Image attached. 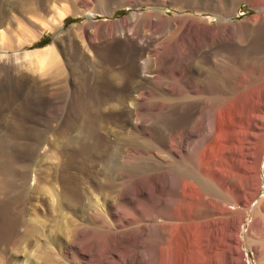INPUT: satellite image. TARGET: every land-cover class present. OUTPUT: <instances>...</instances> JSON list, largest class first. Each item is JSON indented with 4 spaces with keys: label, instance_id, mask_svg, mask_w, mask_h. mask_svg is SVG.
Returning a JSON list of instances; mask_svg holds the SVG:
<instances>
[{
    "label": "bare ground",
    "instance_id": "obj_1",
    "mask_svg": "<svg viewBox=\"0 0 264 264\" xmlns=\"http://www.w3.org/2000/svg\"><path fill=\"white\" fill-rule=\"evenodd\" d=\"M198 1L213 6V29L163 14L168 2L156 0L117 25L89 19L63 31L59 17L46 46L16 53L17 64L0 55V111L32 110L36 131L20 159L0 163V264H241L243 242L264 264V196L253 203L264 175V76L244 73L264 2L233 23L223 7L237 0ZM120 39L126 55L108 57ZM72 41L90 58L100 44V56L75 74L84 98L73 89V114L48 135L57 103L21 62L62 73ZM116 147L124 169L109 165Z\"/></svg>",
    "mask_w": 264,
    "mask_h": 264
},
{
    "label": "rangeland",
    "instance_id": "obj_2",
    "mask_svg": "<svg viewBox=\"0 0 264 264\" xmlns=\"http://www.w3.org/2000/svg\"><path fill=\"white\" fill-rule=\"evenodd\" d=\"M131 1L135 2L136 0H0V55L10 57V59H12V62L16 60L14 64H17L19 62L14 57L16 53L20 55L26 50H34L36 48H42L46 46L52 41L55 36L54 31L48 28L54 23L53 20L57 21L59 17H61L63 20L62 30L66 31L73 25L84 24V22L89 21V19L96 22L111 21L110 23H112V25H117L120 22L119 21L117 23L118 20H123V18H126L134 11L142 12L149 10V5L147 4V2L152 5L154 3V5H156L154 6V8L158 7L157 4H155L157 3L156 0H148L146 2L145 0H140L141 2H143H140L142 5L139 3L134 7L128 5V3ZM166 1L168 3L158 7L163 14L169 17H173L175 16V14H183L185 16L191 15L197 18L196 23H200V25H204L207 23L206 26H208L209 28L213 29L214 27H216V15H213L212 13L214 8L209 3L204 4V2H199L198 0H193L191 3H189L187 0H175L173 2H169L168 0ZM258 2H264V0H237L234 5L227 4V6L223 8H227L230 11L232 10V13L229 16H226L225 19H228L233 23H239L250 17L259 15L260 10L253 6ZM41 15H43L47 19H41L42 22L37 19L40 22L35 23L37 21L33 19L39 18L41 17ZM42 24L44 26H42ZM257 25L258 24H255L254 26L253 24V26L255 27V31L251 33L248 39L250 50L249 55H246V68L244 70V73L248 78L251 77L250 74L252 72H254L253 74L261 73L264 76L263 69L256 67L259 70L258 71L256 68L251 66V63H249V61L251 62L253 61L252 59L255 58L264 59V26L257 29ZM167 33L165 34V36L167 35ZM170 33H172V31H170ZM170 33H168V35ZM119 42L117 40L109 45V51H107L108 57L117 55L120 56V58H123L126 55L124 49H129L130 46L126 42H123L122 39H120ZM76 44L77 42L73 43L72 41L71 43H69L71 47L69 45L64 47L65 57L68 59H66L65 57L63 59L60 56L62 62L61 65H63L64 68L61 66V68L63 69L62 73H60V69L56 71L60 75H57L58 73L54 72L57 76L54 75L53 71H49L47 67H43L41 70H39L37 66L38 62H36V60L34 59L33 61H30L31 63L27 62V59H24L21 62L24 65L23 69L25 70L26 75H28V80L31 86H35L37 88L40 87L39 89H41L42 91L43 89H45L44 92L52 96L51 98L47 97V101L48 99H52V101H56L57 103V105L50 106V111H52L51 114H53L51 115V117L55 115L56 118L54 120V117H49L48 121H50V125L48 124L49 129L46 130V133L48 135L55 131L57 122H59V120L61 119L60 117L66 116V114H73V89L75 91H78L79 96L80 92H82L81 97L84 98V87L82 88L84 79L82 80L76 77L78 75L75 74L78 73V71L80 72V68L88 67L89 69L94 66L97 58H99L100 56V44L94 43L96 51L92 53V55L94 54L93 58H90L91 56L89 55L87 56L86 53L84 54V52H82V47L79 44ZM11 54L13 55V57H11ZM65 60L68 62H66ZM86 61H88V63H86ZM71 70L73 71L70 72ZM46 73H48L50 76ZM74 75L76 78L73 77ZM75 79L77 81H74ZM263 84L264 82L261 84V86H264ZM261 90L264 92V87H261ZM26 110L22 106H20L19 103H12L11 106L6 108L4 111H0V163L9 164L12 161L14 162L13 159H20L22 156L20 151H22L21 149L23 144L30 140L28 139V133L34 131L35 129V116H33L35 113L32 110ZM30 115H32V117ZM35 132H32V134H35ZM122 150V147H116L109 159L110 167L115 170L126 168V166L121 164L119 158V156L121 157L122 155ZM260 167L261 170L264 168V155ZM260 176V189L253 203L258 202V200H260L264 196L263 173ZM249 220H251V215L247 214V216L244 217V220L241 223V230L239 233V237L243 238H240L241 240H244V235L248 232L250 223ZM240 249L242 251V255L244 256L241 257V264H243L245 260H247L245 262L246 264H256V262L254 261V252L247 248V244L245 242H243V244L240 246ZM238 261L240 260L238 259Z\"/></svg>",
    "mask_w": 264,
    "mask_h": 264
}]
</instances>
